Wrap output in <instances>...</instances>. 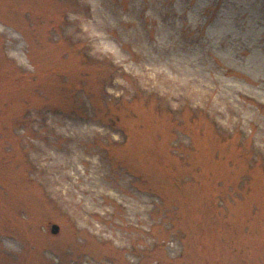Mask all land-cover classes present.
<instances>
[{"label": "rangeland", "instance_id": "374dc122", "mask_svg": "<svg viewBox=\"0 0 264 264\" xmlns=\"http://www.w3.org/2000/svg\"><path fill=\"white\" fill-rule=\"evenodd\" d=\"M0 264H264V0H0Z\"/></svg>", "mask_w": 264, "mask_h": 264}, {"label": "water", "instance_id": "95a60500", "mask_svg": "<svg viewBox=\"0 0 264 264\" xmlns=\"http://www.w3.org/2000/svg\"><path fill=\"white\" fill-rule=\"evenodd\" d=\"M59 230H60V227L57 224H52L51 225V232L53 234H57L59 232Z\"/></svg>", "mask_w": 264, "mask_h": 264}]
</instances>
